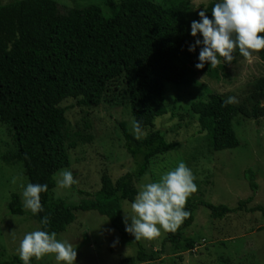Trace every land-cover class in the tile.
I'll return each instance as SVG.
<instances>
[{
	"label": "trees",
	"instance_id": "1",
	"mask_svg": "<svg viewBox=\"0 0 264 264\" xmlns=\"http://www.w3.org/2000/svg\"><path fill=\"white\" fill-rule=\"evenodd\" d=\"M215 2L206 7L210 19ZM106 5L112 7L110 16L97 5L60 11L52 0L0 3V124L8 127L14 147L0 161L21 163L28 183L48 185V191L40 194L44 211L28 214L39 229L43 227L41 218L47 216V230L58 235L74 223L76 212L93 211L108 219L120 235V244L132 240L136 245L135 257L121 264H149L156 260L157 253H146L125 231L121 205L135 199L138 192L134 182L145 175L150 162L179 147L167 142L161 131H154L155 120L167 114L165 84L192 86L194 79L188 68L215 79L220 64L195 68L200 49L188 51L196 38L190 34L185 1L159 6L151 0H111ZM197 38L202 39L199 35ZM119 80L124 84L122 95L132 120H138L143 132H148L137 139L126 124H120L124 150L134 161V169L115 182L102 175L100 189L76 207L54 201V177L70 166L69 150L76 148V140L70 139L67 130V109L61 104L73 100L76 107L96 108L107 98L109 86ZM226 100L213 93L206 101L190 105L191 113L197 116L199 133L210 135L214 152L239 146L232 128L236 118L257 120L264 116V78L254 84L243 102L226 105ZM76 138L83 140L81 136ZM244 177L255 193V174L246 170ZM252 200L250 197L229 209L189 197L185 209L190 215L175 232L166 233L164 243L175 246L182 241L199 206L218 220L242 210L259 212L264 218L260 207L244 209ZM7 210L11 216L27 215L16 194L10 197ZM186 249H193L192 242L187 241ZM0 264L23 262L14 257Z\"/></svg>",
	"mask_w": 264,
	"mask_h": 264
},
{
	"label": "rangeland",
	"instance_id": "2",
	"mask_svg": "<svg viewBox=\"0 0 264 264\" xmlns=\"http://www.w3.org/2000/svg\"><path fill=\"white\" fill-rule=\"evenodd\" d=\"M12 1L21 0H0V3L5 5ZM52 1L60 11L97 5L106 16L112 14V7L106 5L111 0ZM151 1L159 6L185 1L187 19L192 23L200 19L199 12L212 0ZM234 55L235 59L231 63L220 64L215 79L188 68V74L194 79L192 86L165 84L167 114L155 120L154 131H161L167 142L177 143L179 147L150 162L145 175L134 182L137 192L143 184L158 182L162 174L174 170L183 162L195 176L197 191L191 194L192 200L234 209L239 202L252 197V202L244 209H264V116L257 120L236 118L232 128L239 146L233 150L214 152L210 135L199 133L197 116L190 111L192 103L206 101L213 93L225 98L236 97L241 103L254 84L264 78V51L255 53L250 61L241 57L238 50ZM180 64L186 65L183 62ZM123 89L121 80L110 85L107 98L96 108L76 107L73 100L61 104L67 109L65 118L69 137L76 140V148L69 150L70 166L66 170L73 173L78 183L71 189H59V171L54 177V201L76 207L91 199L100 189L102 175H107L115 182L134 169V161L124 150L120 130V124L124 123L136 138L128 102L122 95ZM143 133L140 138L148 132ZM76 136L83 137V140L78 141ZM13 149L8 127L0 124V157ZM246 170L255 174V193L251 192L244 177ZM27 184L21 163L0 161L1 262L19 258L17 249L20 240L26 233L39 229L37 223L28 216L31 212L23 205L22 191ZM13 194L19 196L27 215L18 217L8 214L7 206ZM130 204L123 202L121 205L124 227L125 214L131 215ZM74 216V223L58 234L57 239L68 241L76 248L75 264H121L122 260L137 254L138 249L132 240L120 244V235L107 218L93 211L76 212ZM166 233L161 230L159 237L138 240L146 253H157L156 260L149 264H264V218L259 212L242 210L218 220L207 209L199 206L194 212L191 226L183 232L181 242L175 246L164 243ZM187 241L192 242L193 249H186ZM33 264H56V261L52 255H47L36 259Z\"/></svg>",
	"mask_w": 264,
	"mask_h": 264
},
{
	"label": "clouds",
	"instance_id": "3",
	"mask_svg": "<svg viewBox=\"0 0 264 264\" xmlns=\"http://www.w3.org/2000/svg\"><path fill=\"white\" fill-rule=\"evenodd\" d=\"M203 9L199 12L200 19L191 23L190 34L196 39L188 48L190 53L200 49L197 70H203L206 64L216 67L222 62L231 63L237 50L249 61L255 53L264 51V0H216L211 19L206 15L207 9ZM235 103L238 100L233 96L225 101L226 105ZM132 130L137 139L144 134L141 123L135 119ZM60 177L59 189H71L78 183L69 170H61ZM47 191V184L28 183L22 191L24 208L34 216L42 213L40 194ZM196 191L192 170L180 162L174 170L162 174L158 182L141 186L130 204L131 215L125 214V231L135 240L154 239L161 235V230L175 232L190 215L185 205ZM48 224L49 219L44 216L42 229L24 235L17 249L19 259L23 264H31L33 258L52 255L56 264H75L76 248L68 241L58 240L55 232L47 230Z\"/></svg>",
	"mask_w": 264,
	"mask_h": 264
}]
</instances>
